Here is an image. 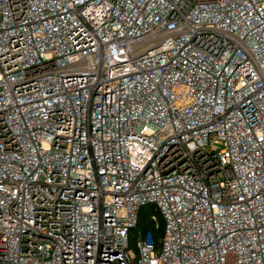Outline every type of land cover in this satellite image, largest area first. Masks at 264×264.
Listing matches in <instances>:
<instances>
[{
	"label": "built area",
	"instance_id": "obj_1",
	"mask_svg": "<svg viewBox=\"0 0 264 264\" xmlns=\"http://www.w3.org/2000/svg\"><path fill=\"white\" fill-rule=\"evenodd\" d=\"M0 264H264V0H0Z\"/></svg>",
	"mask_w": 264,
	"mask_h": 264
},
{
	"label": "trees",
	"instance_id": "obj_2",
	"mask_svg": "<svg viewBox=\"0 0 264 264\" xmlns=\"http://www.w3.org/2000/svg\"><path fill=\"white\" fill-rule=\"evenodd\" d=\"M152 213H156L153 207L151 206L142 207L140 214H139L138 225L133 230V233H136L137 231H144L152 227L153 224L149 221V216ZM158 223H159L158 233L160 234L162 232V219L159 215H158Z\"/></svg>",
	"mask_w": 264,
	"mask_h": 264
}]
</instances>
